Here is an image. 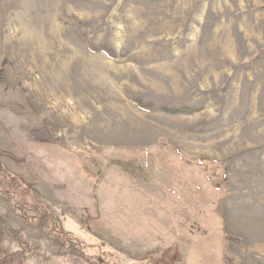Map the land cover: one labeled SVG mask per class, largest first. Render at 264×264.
<instances>
[{
	"label": "rangeland",
	"instance_id": "1",
	"mask_svg": "<svg viewBox=\"0 0 264 264\" xmlns=\"http://www.w3.org/2000/svg\"><path fill=\"white\" fill-rule=\"evenodd\" d=\"M191 242L264 264V0H0V258L205 264Z\"/></svg>",
	"mask_w": 264,
	"mask_h": 264
},
{
	"label": "trees",
	"instance_id": "2",
	"mask_svg": "<svg viewBox=\"0 0 264 264\" xmlns=\"http://www.w3.org/2000/svg\"><path fill=\"white\" fill-rule=\"evenodd\" d=\"M90 48L93 49V50H104L106 51V47L105 46H98V47H95L93 45H90ZM109 53V52H108ZM110 56H114L113 54L109 53ZM132 100L142 109H146V110H152L154 109V105L152 103H146V102H143L141 99L139 98H134L132 97ZM162 110L168 112V113H179L183 110L181 109H167V108H163ZM180 158L181 159H184L183 156L180 155ZM190 160V159H188ZM194 162H199L201 164V168L204 170V171H208L210 172V168L213 167V175L217 176L219 175V181L216 183V187H220V183L222 181H227L228 178L226 176V173H225V169L220 166L219 163H214L212 161H210L209 159H204V158H198V159H193ZM186 162V161H184ZM76 164L77 166L79 167L80 171L83 172V175L86 176V178L90 179L94 184L98 185L99 181H100V178H101V174L102 172H100L99 170H94V169H91L86 163L84 162H80L79 160L76 161ZM16 179H18L20 181L21 184H24V185H28L26 181H24L22 178H19L18 176H14ZM13 184V183H11ZM10 190L5 188V193H8ZM41 209L38 210L39 213H44L42 211V207H40ZM37 212V214H38ZM65 221H63V223L61 224V227L64 226V228H66V230L68 232H70L69 234H72V236L74 238H68V237H65V241H67V243H70V242H73L74 241H77L79 242V245L83 247H88L92 250H97L99 251V253H102V251H100V248L101 249H104L105 247L108 248L106 246L105 243H103V241H100L97 237L95 236H90L89 234H86V232H84L85 230L82 229L80 227L79 224L75 223L74 221L70 220V218L68 217H65L64 218ZM55 226L53 225V229ZM211 232H208V233H204L203 234V238L204 237H207V236H215L217 242L219 243V240H221V238H218L217 237V232L216 231H213V230H210ZM226 239H231V237H229V235H225ZM73 239V240H71ZM62 240L59 239V241ZM90 245V246H89ZM19 248H20V245H19ZM190 248L191 250L193 249L198 257V259L204 261L203 263L205 264H234L235 263V260L228 256L227 254H224V253H220V254H214L212 252H210L209 250H206L205 247L201 244L197 245V244H194L193 242H191L190 244ZM205 249V250H204ZM166 248L163 249V250H158V251H155V252H152V254L150 255V257H161V255L165 252ZM114 251V250H111V252ZM22 252V251H20ZM120 255L126 259V262H125V259L122 260V262H125L124 264H144V260H137V259H134V258H131V257H128L127 255L125 254H122L120 253ZM8 260L9 258L7 257H2L0 258V264H8ZM9 263L11 264V261H9Z\"/></svg>",
	"mask_w": 264,
	"mask_h": 264
},
{
	"label": "built area",
	"instance_id": "3",
	"mask_svg": "<svg viewBox=\"0 0 264 264\" xmlns=\"http://www.w3.org/2000/svg\"><path fill=\"white\" fill-rule=\"evenodd\" d=\"M148 264H154L152 261H149Z\"/></svg>",
	"mask_w": 264,
	"mask_h": 264
}]
</instances>
